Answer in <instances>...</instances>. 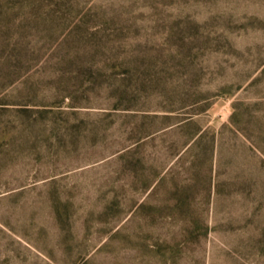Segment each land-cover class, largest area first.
<instances>
[{"label": "rangeland", "instance_id": "obj_1", "mask_svg": "<svg viewBox=\"0 0 264 264\" xmlns=\"http://www.w3.org/2000/svg\"><path fill=\"white\" fill-rule=\"evenodd\" d=\"M0 264H264V0H0Z\"/></svg>", "mask_w": 264, "mask_h": 264}]
</instances>
